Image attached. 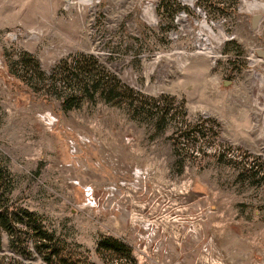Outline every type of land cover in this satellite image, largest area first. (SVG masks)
<instances>
[{"label": "rangeland", "instance_id": "1", "mask_svg": "<svg viewBox=\"0 0 264 264\" xmlns=\"http://www.w3.org/2000/svg\"><path fill=\"white\" fill-rule=\"evenodd\" d=\"M200 31L213 52L197 48ZM79 54L145 96L174 99L188 125L214 126V142L212 132L181 137L207 155H177L174 121L161 132L156 118L134 120L99 96L65 111L26 55L50 73ZM247 156L264 163V0H0L8 204L67 249L105 264L106 236L138 264H264V179L240 178ZM29 245L25 257L3 234L0 259L45 264Z\"/></svg>", "mask_w": 264, "mask_h": 264}, {"label": "trees", "instance_id": "2", "mask_svg": "<svg viewBox=\"0 0 264 264\" xmlns=\"http://www.w3.org/2000/svg\"><path fill=\"white\" fill-rule=\"evenodd\" d=\"M26 57L36 68L37 75L41 77L43 90L52 92L62 99L65 111L78 109L85 101H94L96 96H99L106 103L128 106L134 120L156 118L157 127L161 132L167 128L169 121H174L177 130L172 140L179 156L183 151L191 156L207 155L205 149L198 148L195 144L187 148L181 142V137L197 139V136L205 137L206 132L207 134L212 132L213 142L216 139L218 132L214 126L207 127L205 120H200L195 126L188 125V112L184 106H181L178 112L174 108V99L169 101L166 97H148L123 85L102 69L92 55L70 56L60 61L50 73L42 72L32 56ZM215 152L226 153L219 149ZM241 164L243 169L240 178L246 175L256 179L260 175L259 177L264 179V163L259 157L247 156ZM11 187L8 171L0 162V240L3 234H7L12 249L25 257L31 254L29 244H33L45 264H95L88 257L67 249L59 238L45 229L43 222L35 213L8 204ZM96 251L105 264H138L131 247L112 237L103 236L97 244ZM0 264L7 263L0 259Z\"/></svg>", "mask_w": 264, "mask_h": 264}, {"label": "bare ground", "instance_id": "3", "mask_svg": "<svg viewBox=\"0 0 264 264\" xmlns=\"http://www.w3.org/2000/svg\"><path fill=\"white\" fill-rule=\"evenodd\" d=\"M183 1L192 3V5L195 2V0H183ZM200 24H201L200 26H201L202 30L207 31V33L210 34V35L214 34V32L212 31L210 25H207L205 22H202ZM208 34H204L202 32L199 34V38H198V41L196 43V46H197V48L201 49L200 52H203V53H211V52H213V47H211L209 45L210 42H209Z\"/></svg>", "mask_w": 264, "mask_h": 264}, {"label": "water", "instance_id": "4", "mask_svg": "<svg viewBox=\"0 0 264 264\" xmlns=\"http://www.w3.org/2000/svg\"><path fill=\"white\" fill-rule=\"evenodd\" d=\"M258 18H259V17L257 16V17L255 18V21H257V20H258Z\"/></svg>", "mask_w": 264, "mask_h": 264}]
</instances>
